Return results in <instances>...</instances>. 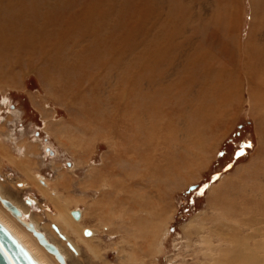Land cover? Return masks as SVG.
Listing matches in <instances>:
<instances>
[{"label":"rangeland","instance_id":"rangeland-1","mask_svg":"<svg viewBox=\"0 0 264 264\" xmlns=\"http://www.w3.org/2000/svg\"><path fill=\"white\" fill-rule=\"evenodd\" d=\"M54 1L0 0V17L12 6L30 17L32 3L38 2L39 16L52 19L43 28L47 34L39 39V46L45 43L50 45L48 49L32 54L27 63L0 64V145L14 153H0V158L5 163L7 155L17 170L22 169L18 172L2 164L0 194L27 211L28 220H36L49 241L62 247L68 264H194L192 248L185 249L182 242V225L197 213L205 214L200 219L208 226L226 221L221 215V219H214L215 214L241 210L245 196L251 191L261 192L258 185L264 178V97L250 94L242 80L229 103L217 110L213 109L208 90L202 97L206 74L214 80L213 70L240 66V61L234 65L231 61L232 49L219 48L213 33L220 28L212 18L217 10L231 6L236 18L232 35H239L242 47L252 25L258 26L257 0H176L181 6L180 16L171 18L167 0H56L60 5H54ZM161 27L170 30L161 42L165 40L163 46L172 45V49L166 54L162 49V57L148 61V44L154 35L163 32ZM258 31L259 40L264 42V26ZM199 42L217 53L210 62L214 68L200 64L201 70L188 76L183 70L185 54ZM255 51L261 57L259 65L264 67V44ZM61 59H66L65 63ZM114 142L120 149L134 144L124 158H115L110 147ZM155 147H161L179 166L177 174L173 175V167L168 165L170 174L161 175L171 183L161 186L155 180L142 186L153 201L162 196L158 201L167 212L155 239L142 254L140 242L132 238L122 242L119 238L120 227L127 234L124 229L129 227L134 232L137 224L134 227L130 221L120 222L123 220L116 217L119 211L111 203L108 215L105 206L90 205L99 193H93V188L85 192L86 178L90 176L86 163L102 169L103 161L106 168V162L112 161L115 168L111 171H117L112 173L122 178V168L127 167L133 149L135 158L140 159L148 148ZM74 148L79 151L73 155ZM241 150L244 154L237 156ZM157 161L153 158L149 163ZM75 163L81 165L77 167ZM136 168L135 179L141 173ZM105 172L100 173V182ZM22 174L26 180L20 179L24 178ZM37 174L51 183L58 198L38 192L34 184ZM16 181L28 186L17 188ZM28 198L35 200L31 209L24 204ZM76 208L84 211L81 224L68 220L69 211ZM100 212L103 216L97 217ZM259 213L264 217V208ZM51 223L63 227L77 245V256L51 233ZM85 226L95 231L91 239L82 236ZM26 233L49 257V264H59L33 235Z\"/></svg>","mask_w":264,"mask_h":264},{"label":"bare ground","instance_id":"bare-ground-1","mask_svg":"<svg viewBox=\"0 0 264 264\" xmlns=\"http://www.w3.org/2000/svg\"><path fill=\"white\" fill-rule=\"evenodd\" d=\"M51 1H53V0H51ZM167 1L169 4L170 18L171 17H177V16L179 17L180 11H181V9H180L181 6L180 5L178 6V2L176 0H167ZM12 2H13V0H12ZM12 2H10V3H12ZM55 2H56V0L54 1V5L58 3V2L57 3H55ZM32 4L34 6L32 5L33 6V9L31 11L32 13L29 12L30 17H25V16L21 15L22 13L19 12L20 10L13 8L12 5H11L12 7L10 6L11 9L9 11L6 10L7 12L3 16L1 15V17H0V64H5V62H7V64L12 66L15 63H22V62L27 63L29 61L28 59L30 58V56L32 54L38 53V51H40L41 49L46 50L49 48L50 45L46 46L45 43H44L45 46L44 45L39 46L40 44H42L39 41V39L43 38L44 35L47 34L46 30L43 28L46 27L48 25L47 24L48 21L51 22L52 19L49 16H48L49 17V19H48L47 16H45V15L39 16L40 9L38 8L39 7L38 2H37V4L35 2H33ZM63 4H64V2H63ZM57 5H60V4H57ZM17 7L19 8V6H17ZM24 7L26 8L25 5H24ZM256 7L259 9V11H257L256 15H255V19H256V17L258 18V19H256V23L258 26H257V28L255 27L256 28L255 29L254 25H252V27H251L252 29H250L248 36L244 40L242 47H241V43H240L241 41L239 40L240 39L239 35L238 36L232 35V33H234L232 31V27L235 25V19L236 18H235L234 12L232 11L231 6L230 7L224 6L225 10H217L214 17L212 18L213 20L216 21L215 22L216 26L220 28V29H218V30H220V32L218 30H216L213 33L214 36H216L215 40L217 41V43L220 46V47L219 46L218 47L221 49H230V50L232 49L230 58H231L232 63L234 62L233 65L236 64L237 61H240V62H238V63H240L239 67L236 66L232 69H229V68L222 66V67L218 68V70H215V71L213 70L214 80H211V78L206 74L207 77L204 78L205 85L203 84V86H202V84H201L202 89H203L202 95L204 93H206V95H207L208 91H209V93H211L209 95L210 96L209 99L212 98V100H213L212 103L214 104L213 109H215V110H217L221 107H224L225 105H227L229 103V100L233 96V92L235 94L236 93L235 91H237L239 89L241 80H242V82H244L247 85V91L250 94H252V95L257 94L260 97L261 96L264 97V67L262 65H259L260 61H261V57L258 56L257 55L258 53L256 54V51H255V49L257 50V48L260 46L261 43H262V45L264 44V42L260 41L259 37H258V35H260V33H258L259 32L258 28H260L262 25L264 26V0H257ZM40 8H41V6H40ZM260 8H261V10H260ZM78 14H77V16H78ZM70 18H71V16H70ZM81 18H82V16H81ZM81 18H80V20H82ZM85 19H86V17H85ZM38 21H41V23H38ZM130 21H132V20L130 19ZM80 22L81 21H79V23ZM131 24H133V23H131ZM64 25H65V23H64ZM73 26H74V24H73ZM161 28L163 29V32L159 33L157 35H154L148 44V46H149L148 52L146 53L147 54L146 59H148V61H150L149 58L150 59L151 58L156 59L158 57H162L160 50L162 51V49H163V54H166L169 50L172 49V45H168V46L164 45L163 46V42L165 40L163 42H161V39L166 38L170 34V30L168 31L165 27H161ZM53 39L56 40V38H53ZM45 42H47V41H45ZM175 46L176 45H174V47ZM235 49H237L238 52L233 51ZM97 50H94V51L97 52ZM101 50H103V49H101ZM86 53H88V52H86ZM216 54L217 53H215L211 48L203 46V44L200 42L197 43L195 46H193V49L190 53L185 54L186 55L185 61H184L185 68L183 70H185L186 73H184V74L191 76L192 72L194 74L195 72H197V70H201L200 64L204 65V63H206V66L210 65V62H213L215 60ZM91 56L93 57V55H91ZM170 56H171V54H170ZM225 57H228V55L225 54ZM143 58L145 59L144 56H143ZM262 58H264V57L262 56ZM61 60L64 61L62 63H65L66 59H61ZM75 61L73 60L72 62H75ZM216 61H217V59H216ZM216 61L214 63H216ZM262 61H263V59H262ZM214 63H213V65H214ZM80 64L83 65V63H81V62H80ZM52 66L53 65H51L49 68V70H51V71L54 70V68ZM65 66H67V65H65ZM194 66L196 67V69H193ZM210 66H212V65H210ZM68 68H70V67H68ZM71 68H72V66H71ZM184 74H183V76H184ZM239 76H240V78H239ZM191 78H190V81H192ZM188 79H187V81H188ZM202 82H200V83H202ZM180 87H182V86H180ZM198 92H200V91H198ZM198 95L200 96V94H198ZM204 95L202 97H204ZM145 102L146 101H144V103ZM200 102L202 103V101L198 100L197 103H200ZM208 103H209V101H208ZM146 104H147V106L149 105L148 102H146ZM220 104H221V106H220ZM206 105H203V107H205ZM208 106L211 107V105H208ZM141 107H143V106H141ZM194 108H195V105H194ZM148 109H147V111H148ZM188 109H189V107H188ZM140 110H141V108H140ZM194 111H195V109H194ZM204 112L206 113V111H204ZM198 116H201V115L198 114ZM198 116H195V117H198ZM201 118H202V116L200 117V119ZM53 128H55L56 131H58V129L55 126H53ZM8 136L10 137L11 135H8ZM1 138H2V135H0V144H1ZM154 142L155 141H153V143ZM66 144H68V143H65V145ZM133 144L129 145L128 149H120L117 146V143L114 142L113 144H110V147L112 148V150L115 153V156H114L115 158H117V157L124 158L128 154V152L131 151ZM122 145H124V144L122 143ZM20 147L21 146L18 145V148H20ZM7 149H8V147H4L3 145H0V153L1 154H3V152H5L7 155L8 154L10 156L14 155L13 152H11V153H13V154H11L9 151H7ZM148 150H149V152H148L149 155H147ZM77 151H79V150L78 149L76 150L74 148L71 150V153L73 152V155H74ZM7 155H6V157H7L6 162H9L11 166H15L17 168L16 163H14L12 161V159L10 157H8ZM153 158L158 159V161L149 163ZM88 161H89V159H88ZM127 162H128L127 167L125 169L123 167L122 168L123 171L121 170L122 172H125V175H123L124 177H122V178H120L118 176L116 177L117 173L116 174L112 173V172H117L114 170L111 171L113 167L115 168V166L112 167V165L114 164V163H112V161L106 162V164L108 165L107 168L109 169V170H107L108 172L104 171L105 169H107L106 167H104V164H105L104 161L101 165V166H103L102 169L98 168V166H96L95 164H92V166H90L89 163H86L87 171L90 172V176H89V178H86L87 179L86 182L88 183V188L85 189V192L88 193L89 190H93V189H94V191H92L93 193H95V191H98L97 193H99V195L95 196L96 199H94L90 205L96 206L98 204H101V205L105 206L104 212L106 215H108V213L110 212V209L107 210V207H109V203H111V206L116 207V208H114L115 211L116 210L119 211V213L116 215V217L118 219L123 220L120 222L126 224L127 221L128 222L130 221L131 226H134V227L137 224V226L135 227L136 230H134V232L131 229H129V227L127 229H124L125 231H127V234H125L122 227H120L119 231H120L121 237H119V238L121 239L120 241H122V242H124L123 241L124 239H128V238L129 239L132 238V239L137 240L138 242L141 243L140 250H141L142 254H145L146 246L150 242H152V239L153 240L155 239L156 233L160 229V225L162 224V221L167 216V212H165V210H164L165 206L161 207L162 206V205H160L161 202L158 201V200L162 199V196H159V199H156L157 201L156 200L153 201L154 199H152L150 197L149 193L145 191V189H144L145 187H142V186H147V184H146L147 182H152L155 180L161 182V184H160L161 186L163 184L167 185V181H169L170 179H167V177H165L163 179V177L167 174H170L168 172L169 171L168 165L173 167V168L171 167L172 171H173V175L177 174V171H178L177 169H178L179 165L177 164V161H175V160L172 161V158L168 157L164 152H162L161 147H155V148H151V149L148 148L145 151V153H142L140 155V159L135 158V149H133L132 155H128ZM80 165H81V163L80 164L75 163V166H77V167ZM116 166H117V164H116ZM119 166H121V165H119ZM136 167H138V169L140 170V172H141L140 175L142 173L143 174L141 176L139 175V177H137L135 179V175H136L135 171L137 169ZM18 169L22 170L19 167H18ZM102 171L105 172V174H104L105 176H104L103 182L102 181L100 182V178H101L100 173ZM110 173H112V174L109 175ZM161 175H163V177ZM125 177H126V180H125ZM129 178H130V180L127 182V179H129ZM263 179H261L262 181L258 185L261 189V192L251 191L247 197L245 196L244 201H243L244 202L243 207L241 210L239 209L238 211H235V212L234 211H227L224 214H218V213L215 214L214 219H216V220L221 219V218H219L221 215L226 221H221V222L216 221L211 226H208L209 224H205L200 219L201 217H205V214L201 215L200 213H197L196 215L191 216V218H189L182 225V228H183V231H182L183 236L182 237L184 238L182 240V242L185 246V249L192 248L191 249V252H192L191 258H192V261L194 264H264V217L259 213L264 208V183H263ZM34 180H35L34 184L37 187L38 192H40L41 194H44V193L47 194L48 193L47 195L51 196V198H58L57 193L51 189V183L48 180H46L45 177H43L41 174H37V176L34 177ZM145 180H147V181H145ZM259 180H260V178H259ZM259 180L257 181V183L259 182ZM171 181H169V183H171ZM15 184H16V187L20 188V189H25L28 186L24 181L23 182L16 181ZM32 184H33V182H32ZM166 195H167V192H166ZM0 198H4L5 200L9 201L10 203H13L9 199L3 197L1 194H0ZM66 198H69V197H66ZM66 200L68 202H72V200H68V199H66ZM161 201H163V200H161ZM24 204L31 209V207L34 206V204H35V200L33 198H28L25 200ZM15 206L17 207V205H15ZM250 206L252 208H250ZM17 208L19 209L18 215L11 212L4 205V203H2L0 200V223L9 231V233L11 235H13L23 245V247L29 252L31 257L38 264H49L48 261H50V259L38 247V245H36L34 239H32L26 233V231H28L31 235H33L37 239V241L49 253H51L54 256L55 260L58 261L59 264H68L66 257L62 251V247L59 244L54 243V245L57 247V249L62 254V256L64 258V263H62L59 259H57V257L51 251H49L43 243H41L39 241V239L32 232V230L27 227V223L31 222L33 224L34 228L39 230L38 229L39 225L37 222H35L36 220L33 219L32 217H30L29 218L30 220H28L26 218L27 211H23L19 207H17ZM73 210H78L77 216H75L72 213ZM83 214H84V211L79 209V208L72 209L69 211L68 220L71 222H74L75 224H81V222L83 220ZM102 216H103V213H101V212H100V214L97 213V217H102ZM14 222H16L18 225ZM121 226L124 227V225H121ZM49 228L51 230V233L54 234L57 238H59L68 250H70L76 256L79 254L78 253L79 250L77 248V245L65 234V232L63 231V227L60 224L51 223L49 225ZM81 233H82V236L85 240L91 239L93 236H95V231L92 228L86 227V226L82 228ZM43 234L47 238V235H45V233H43ZM47 240L49 241L48 238H47ZM196 252L198 254H196Z\"/></svg>","mask_w":264,"mask_h":264},{"label":"water","instance_id":"water-1","mask_svg":"<svg viewBox=\"0 0 264 264\" xmlns=\"http://www.w3.org/2000/svg\"><path fill=\"white\" fill-rule=\"evenodd\" d=\"M192 187V186H191ZM1 202L14 214H19V209L4 198H0ZM72 213L77 216L78 210H73ZM27 227L37 236L39 241L51 251L57 259L64 263V258L57 247L44 234L35 229L31 222L27 223ZM0 264H38L23 247V245L9 233V231L0 223Z\"/></svg>","mask_w":264,"mask_h":264},{"label":"crops","instance_id":"crops-1","mask_svg":"<svg viewBox=\"0 0 264 264\" xmlns=\"http://www.w3.org/2000/svg\"><path fill=\"white\" fill-rule=\"evenodd\" d=\"M8 162H3V160H2V162H1V158H0V171H1V167H3V165L2 164H6V165H8V166H10L11 167V169H13V170H16V171H18L19 172V170H17V168L15 167V166H11L10 164H7ZM23 175V174H22ZM23 177L24 178H20L21 180H26V177L23 175ZM28 182V181H27ZM29 183V182H28Z\"/></svg>","mask_w":264,"mask_h":264},{"label":"snow or ice","instance_id":"snow-or-ice-1","mask_svg":"<svg viewBox=\"0 0 264 264\" xmlns=\"http://www.w3.org/2000/svg\"><path fill=\"white\" fill-rule=\"evenodd\" d=\"M246 147H249L250 148L251 147V144L246 145ZM243 154H244L243 150H241V151H239V152L236 153L237 156H240V155H243Z\"/></svg>","mask_w":264,"mask_h":264}]
</instances>
